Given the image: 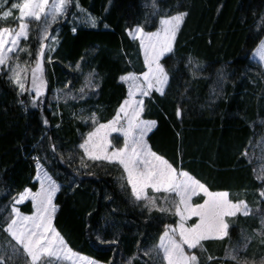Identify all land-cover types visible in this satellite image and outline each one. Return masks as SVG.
<instances>
[{"label":"trees","instance_id":"16d2710c","mask_svg":"<svg viewBox=\"0 0 264 264\" xmlns=\"http://www.w3.org/2000/svg\"><path fill=\"white\" fill-rule=\"evenodd\" d=\"M78 3L95 18L96 26L70 23L75 4L64 22L54 25L59 41L44 63L47 94L77 85L79 75L71 66L78 62L82 72L96 74L99 87L83 103L33 108L30 98L19 95L7 75L0 74V207L25 189L37 190L38 159L62 186L54 200L53 223L75 252L102 264H129L133 256L132 264H153L144 250L158 241L162 225L131 200L130 189L121 190L122 169L90 161L91 167L81 168L83 152L78 145L92 125H84L75 114L85 107L100 122L113 118L127 93L120 77L144 71L138 42L127 31L137 25L155 30L158 25L149 0ZM157 4L169 15H188L165 65L172 74L167 95L154 93L153 99H145L143 118L157 121L149 144L210 191H228L233 201L252 202L259 185L243 153L264 120V70L250 59L264 37V0H157ZM36 39L30 38L31 48ZM19 208L31 213L30 202ZM160 216L151 213L152 218ZM175 220L164 216L165 222ZM234 220L249 230L251 219L235 217L230 222ZM205 243L209 254L221 258L229 246L228 238Z\"/></svg>","mask_w":264,"mask_h":264},{"label":"snow or ice","instance_id":"6c2138e0","mask_svg":"<svg viewBox=\"0 0 264 264\" xmlns=\"http://www.w3.org/2000/svg\"><path fill=\"white\" fill-rule=\"evenodd\" d=\"M7 4L8 0H0V20L12 18L16 23L13 27L0 26V71L6 72L19 95L27 93L31 97L32 107L36 108L46 90L45 49L49 52L54 50L52 44L56 42L53 37L52 44H45L52 35L50 29L69 16V9L74 4L80 12L84 10L78 0H22L11 3L6 9ZM151 7V16L158 25L155 30L146 31L137 25L128 32L133 40L139 41L144 71L139 74L129 72L120 77L127 86V96L111 120L100 122L95 112L80 118L85 124L89 120L92 124V130L78 145L83 152L81 168L91 167L90 161L98 167L107 164L122 169L119 177L121 190L130 189L128 195L131 200L137 204L142 202V211L146 209L149 217L163 227L158 241L144 250V255L150 257L153 264H212L214 260L249 264L240 255L247 247V237L244 248L233 246L225 251L222 258L209 254L205 243L229 237V218L238 214L248 217L252 212L248 203L245 200L233 201L228 191H210L188 171L178 170L168 159L153 151L149 144V134L156 128L157 121L143 118L145 98L153 99L154 93L161 97L167 95L172 74L165 65L171 59L170 54H174L177 33L188 15L187 12L175 15L162 12L157 0H151ZM89 22L96 26L95 18L89 17ZM33 29L39 40L34 58L30 48L22 45V41L29 40ZM22 53H26L29 59L22 62ZM253 55L264 62V40L258 42ZM188 63H192L191 58ZM76 68L79 70L80 65L77 64ZM93 76L95 73H90L79 89L82 94L85 88L99 87L93 83ZM180 114L178 107L177 116ZM52 150L55 152L54 146ZM243 155L247 156V151ZM36 179L39 189L35 192L25 189L18 197H13L10 212L0 219V232L7 237L0 242V264H97L94 259L75 252L55 228L53 221L57 205L54 200L62 186L38 159ZM257 179L264 180V174ZM258 195L264 198V189ZM194 197H201L202 202H193ZM27 200L31 201L33 209L30 215L17 207ZM153 211L161 216L152 218ZM165 215L177 219L168 223L164 221ZM258 234L264 236V218ZM101 243L116 241L101 240ZM135 259V256L130 258L129 264ZM260 264H264V258Z\"/></svg>","mask_w":264,"mask_h":264},{"label":"rangeland","instance_id":"374dc122","mask_svg":"<svg viewBox=\"0 0 264 264\" xmlns=\"http://www.w3.org/2000/svg\"><path fill=\"white\" fill-rule=\"evenodd\" d=\"M13 2H22V0H8V4L6 5V9H7V7H10V4ZM148 5H151V0H149ZM89 17L93 18L92 16H90L85 11L80 12L75 7L74 12L70 14V18H68V20H71V22H70L71 24L79 25L81 23H84V24H87L91 27L92 24L89 22ZM64 20L65 19H63L62 21L64 22ZM15 23H16L15 20L12 18H9L7 20H0V26L13 27V26H15ZM54 25L52 26V28L54 27ZM135 27H132L129 30H133ZM52 28L50 29V33L52 35L49 37L48 40L45 41V44H52V39L54 37L56 42H55V44H52V46H53V49L55 50L58 46V41H59V39L56 35V33L58 32V29L53 28V31H51ZM129 30L127 31V34L129 32ZM128 36H129V34H128ZM31 37L36 38L35 29H33V32L30 35V38ZM30 38L28 41H22V45H26L30 48V50L33 54V58H34L35 53H36L38 46H39V40L36 39V42L35 43L33 42V45L35 47L31 48L32 46L30 45V42L32 43V40H30ZM262 40H264V37ZM137 42L139 45V41H137ZM139 49H140V47H139ZM255 49L253 50V52L255 51ZM54 50L49 52L48 49L46 48L45 49V59L49 55H51ZM253 52L250 55V59L252 61H254L257 65H259L264 70V62H261L258 59V57L254 56ZM140 54H141V57L143 60V55H142L141 50H140ZM28 59H29V57L26 53L21 54L20 60L22 62L25 60H28ZM77 64L80 65L79 70H77V68H76ZM77 64L74 66H71L72 70H74V72H76L79 75L78 76V83L76 86L69 87L67 89H55L50 94H47V79H46V75H45L46 90H45V95L42 96L40 98V100L37 102L39 108H42L45 106L46 109H49L51 104L67 105L70 103H75V104L83 103L90 97V95L92 93H94V91L96 89L85 88V92L83 94L79 91V89L84 86L86 78L92 72L91 71L82 72L81 71V64L79 62ZM3 73L6 74V72L0 71V74H3ZM92 80H93V83H95V84H98V82H99V79L96 76V74H95V76L92 77ZM120 82H122V81L120 80ZM122 83L126 86V84L124 82H122ZM126 89H127V86H126ZM25 95H27L30 98V102H31V97L27 93ZM33 95H34V93H33ZM82 96H83V98H81ZM126 96H127V93H126ZM69 97H75V99H71ZM38 107H36V108H38ZM91 114H92V112L89 113V110L87 108L83 107V108L79 109V114H75V118H78V121H80L84 125H92L90 120L87 124H85L80 119L81 117H89ZM258 125H259V129L257 132H255L254 138H253V140L249 146V150H248L247 156H245V158L248 161V163L250 165H252V167H253L254 177H255V180L258 182L259 189L256 193V196H253L250 198L252 202L245 200L248 203L249 207L252 209L251 214L248 217H244L243 215H239V214L237 216V217H241V218L251 219L247 224V227L249 230H247V228H246V230H244L242 223L239 220H234V221L230 222V229H229L230 236L227 237L228 243H229V246L227 247V249H229L233 246H237V245L241 248H244L245 237L249 238L247 241V247L244 249V251L240 252V255L242 257L246 258L249 261V264H251L252 261H255L256 264H260L261 259L264 258V240H263L264 236L258 234L260 229H261V219L264 218V198H261L258 195V192L261 189H264V180L257 179L258 176H261L262 174H264V120H260L258 122ZM113 135L115 136L117 134L114 133ZM122 142L123 141L121 138L120 139L121 145H122ZM36 177H37V164H36V176H35L34 181L38 185L37 186V190H38L39 189V182L37 181ZM23 192H21V193H23ZM18 196L19 195H17L16 197H18ZM230 198H231V194H230ZM240 200H244V199H240ZM236 201H239V200H236ZM12 202H13V200H12ZM12 202H10V204L7 206L0 207V209L3 210V212L0 213V219H2L4 215H7V213L10 212ZM26 202H30V205H31L30 200H27L24 203H26ZM193 202H202V198L201 197L195 198V199H193ZM24 203H22V204H24ZM22 204L17 205V207L19 208V206ZM140 204L142 205V202H140ZM32 211H33V209H32V205H31V213H32ZM193 219H195V218H193ZM229 219H232V218H229ZM192 222L193 221H191L189 223H192ZM6 238H7L6 234L0 232V242L5 241ZM87 258H89V257H87ZM97 264H102V263L97 262Z\"/></svg>","mask_w":264,"mask_h":264},{"label":"crops","instance_id":"0c3cea01","mask_svg":"<svg viewBox=\"0 0 264 264\" xmlns=\"http://www.w3.org/2000/svg\"><path fill=\"white\" fill-rule=\"evenodd\" d=\"M195 198H198V197H194L193 199H195ZM189 222H191V221H189Z\"/></svg>","mask_w":264,"mask_h":264}]
</instances>
